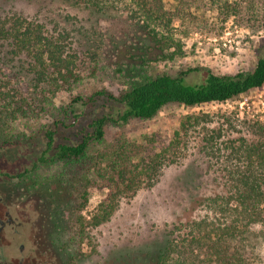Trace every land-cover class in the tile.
<instances>
[{
  "label": "trees",
  "instance_id": "trees-1",
  "mask_svg": "<svg viewBox=\"0 0 264 264\" xmlns=\"http://www.w3.org/2000/svg\"><path fill=\"white\" fill-rule=\"evenodd\" d=\"M174 1L178 5L170 10L165 0H0V136L7 142L25 136L12 132L15 122L24 120L26 126L50 115L53 120L36 130L44 148L19 175L62 164L69 171L60 175L70 176L73 183L75 168L81 166L83 179L109 178L116 199L127 191L135 194L141 184L152 187L163 167L188 149L190 132L197 131L200 163L216 186L192 194L198 205L192 219L178 217L164 224L155 237L159 246L149 251L150 264H264L263 122L238 113L189 115L183 133L176 132L158 151L149 147L136 160L126 145L97 152L109 124L152 119L171 103L193 108L226 102L264 85L263 54L250 71L221 75L208 70L198 81H188L184 74L142 75L126 78V87L117 93L106 88L78 91L87 78L96 77L100 61L108 57L107 44L114 42L116 48L103 24L122 15L144 34L140 43H154L161 60L181 55V38L173 29L186 9ZM208 1L226 18L248 15L264 22V0ZM117 70L127 77L124 65ZM62 99L66 101L57 105ZM82 120L87 123L78 128L74 142L70 137L58 141V129L78 127ZM108 207L95 217V225L110 218L114 208ZM139 253L134 264H147Z\"/></svg>",
  "mask_w": 264,
  "mask_h": 264
},
{
  "label": "rangeland",
  "instance_id": "rangeland-1",
  "mask_svg": "<svg viewBox=\"0 0 264 264\" xmlns=\"http://www.w3.org/2000/svg\"><path fill=\"white\" fill-rule=\"evenodd\" d=\"M179 2L186 11L180 12L182 17L177 15L173 34L181 38V55L173 60H161L154 43L148 47L140 43L138 37L141 40L144 34L135 30L132 18L122 15L103 24L107 36L116 41V48H113L114 42L107 44L105 54L108 57L100 61L96 77L87 78L78 91L88 94L106 88L117 93L126 87V78L139 79L142 75L184 74L188 81H198L208 70L222 75L250 71L255 67L258 58L264 54L262 19H250L248 15L226 18L208 0ZM165 3L170 10L178 5L174 0H165ZM123 65L127 77L117 70ZM0 76V79L4 78L3 73ZM64 100H57L56 104ZM230 113L264 123V85L226 102L193 108L171 103L152 119H134L121 126L109 124L105 142L97 147V152L126 145L136 160V155L149 151V147L158 151L176 132L183 133L182 124L187 116ZM50 120L53 117L45 115L42 120L27 121L26 126L24 120H18L13 124L12 132L16 135L25 133V136L14 137L8 142L0 136V194L15 196L27 208L39 204L50 222L48 234L39 241L33 264H134L139 252L145 254L147 264H150L149 251L159 246L155 237L164 224L178 217L192 219L198 210L192 194L195 196L201 190L216 186L212 176L205 173L207 167L200 163L197 131H189L188 149L163 167L152 187L141 184L135 194L128 195L127 191L116 199L112 195L117 189L109 178L91 176L83 179L81 166L75 168L77 176L73 183L68 179L70 176L60 175L63 170L69 171L62 164L42 166L32 173L19 175L32 167L44 148L45 141L36 130L40 123ZM86 123L82 120L78 127L58 129V141L70 137L68 140L74 142L78 128ZM201 174L205 177L199 178ZM109 205L114 208L110 218L95 225V217H101ZM13 217L16 230L29 231L26 222ZM154 242L156 245L152 246ZM260 251L264 257V244Z\"/></svg>",
  "mask_w": 264,
  "mask_h": 264
},
{
  "label": "flooded vegetation",
  "instance_id": "flooded-vegetation-1",
  "mask_svg": "<svg viewBox=\"0 0 264 264\" xmlns=\"http://www.w3.org/2000/svg\"><path fill=\"white\" fill-rule=\"evenodd\" d=\"M35 198L38 199L36 195ZM13 216L26 222L29 231L16 230ZM49 223L45 209L39 204L27 208L15 196L0 194V264H33L39 241L48 234Z\"/></svg>",
  "mask_w": 264,
  "mask_h": 264
}]
</instances>
